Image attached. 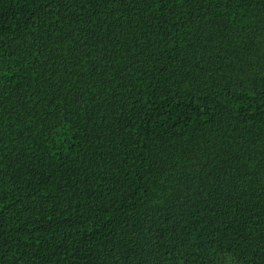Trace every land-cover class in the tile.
I'll list each match as a JSON object with an SVG mask.
<instances>
[{
	"label": "trees",
	"instance_id": "trees-1",
	"mask_svg": "<svg viewBox=\"0 0 264 264\" xmlns=\"http://www.w3.org/2000/svg\"><path fill=\"white\" fill-rule=\"evenodd\" d=\"M0 264H264V0H0Z\"/></svg>",
	"mask_w": 264,
	"mask_h": 264
}]
</instances>
